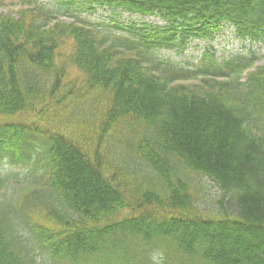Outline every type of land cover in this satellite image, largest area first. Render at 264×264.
I'll return each instance as SVG.
<instances>
[{"label": "trees", "instance_id": "obj_1", "mask_svg": "<svg viewBox=\"0 0 264 264\" xmlns=\"http://www.w3.org/2000/svg\"><path fill=\"white\" fill-rule=\"evenodd\" d=\"M13 4L0 12V264H264V65L156 55L225 24L264 45V0H0ZM95 5L166 24L80 18Z\"/></svg>", "mask_w": 264, "mask_h": 264}, {"label": "rangeland", "instance_id": "obj_2", "mask_svg": "<svg viewBox=\"0 0 264 264\" xmlns=\"http://www.w3.org/2000/svg\"><path fill=\"white\" fill-rule=\"evenodd\" d=\"M39 3L43 4H50L54 0H38ZM15 3V2H14ZM53 6V5H51ZM17 9V5L13 4L6 8L0 7V12H8L14 15L15 11ZM82 17H85L86 20H90L92 22H102L107 20L109 16H105L104 11H101V9H98L96 13L92 16H86V13L81 15V19H84ZM64 21L71 22L72 19H67L66 17L61 18ZM84 19V20H85ZM142 21L147 22L146 25H154V26H164L165 21L159 17H146L142 19ZM251 49L246 48H240V43L234 40L233 38V29L229 26H223L221 30L216 31L213 34V39L208 41L207 39H201L196 38L194 40L189 41L186 49L183 53H178L174 51H160L156 53V55L161 60H168L171 63H175L179 66H188L195 67L199 65V61L201 59V55L203 52L209 48H212L215 52V56L218 59H228L232 57L241 56L244 57V59H248L250 57L251 53L259 60L256 63L257 65H263L264 64V45L260 44H252ZM251 51V52H249ZM68 55L67 52H65V57ZM64 57V58H65ZM223 61H219V63H222ZM70 67V66H69ZM71 70V69H70ZM77 73L76 71H72V77L75 76ZM17 172V171H16ZM21 176H17L13 178L11 184L15 185L19 183L22 180V172ZM24 174V173H23ZM205 185V191L202 193L203 203L206 205V202L208 200H215L217 198V193L214 188L211 187L210 183L207 181L204 182ZM19 184L14 186L10 189V192L14 195H16L19 192ZM42 259L40 258V262ZM44 264H52L50 262H44Z\"/></svg>", "mask_w": 264, "mask_h": 264}]
</instances>
